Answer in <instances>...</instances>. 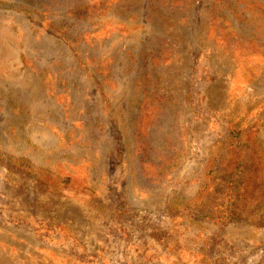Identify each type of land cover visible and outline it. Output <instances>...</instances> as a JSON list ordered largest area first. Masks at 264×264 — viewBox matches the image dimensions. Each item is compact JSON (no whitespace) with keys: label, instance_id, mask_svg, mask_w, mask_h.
I'll use <instances>...</instances> for the list:
<instances>
[{"label":"rangeland","instance_id":"1","mask_svg":"<svg viewBox=\"0 0 264 264\" xmlns=\"http://www.w3.org/2000/svg\"><path fill=\"white\" fill-rule=\"evenodd\" d=\"M0 264H264V0H0Z\"/></svg>","mask_w":264,"mask_h":264}]
</instances>
